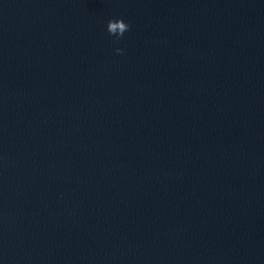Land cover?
<instances>
[{
	"label": "water",
	"instance_id": "obj_1",
	"mask_svg": "<svg viewBox=\"0 0 264 264\" xmlns=\"http://www.w3.org/2000/svg\"><path fill=\"white\" fill-rule=\"evenodd\" d=\"M0 264H264V0H0Z\"/></svg>",
	"mask_w": 264,
	"mask_h": 264
},
{
	"label": "clouds",
	"instance_id": "obj_2",
	"mask_svg": "<svg viewBox=\"0 0 264 264\" xmlns=\"http://www.w3.org/2000/svg\"><path fill=\"white\" fill-rule=\"evenodd\" d=\"M107 30L110 35L115 36L117 42L124 37V34L131 30V25L126 23L122 18L113 19L108 22ZM117 54H123V50L117 48Z\"/></svg>",
	"mask_w": 264,
	"mask_h": 264
}]
</instances>
